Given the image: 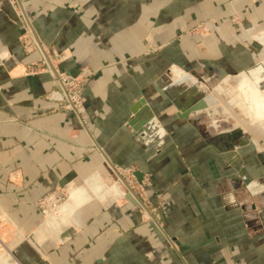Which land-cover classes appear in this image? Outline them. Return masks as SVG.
I'll list each match as a JSON object with an SVG mask.
<instances>
[{"label":"crops","instance_id":"0c3cea01","mask_svg":"<svg viewBox=\"0 0 264 264\" xmlns=\"http://www.w3.org/2000/svg\"><path fill=\"white\" fill-rule=\"evenodd\" d=\"M21 1L63 72L95 73L81 118L56 109L54 76L22 46L17 0H0V242L9 249L0 261L264 264V148L236 143L240 124H220L246 115L264 133V103L245 99L251 117L237 83L226 114L170 93L190 69L240 68L246 50L234 39L264 28V0ZM234 8L241 34L226 19ZM205 19L216 21L208 36L187 33ZM256 38L263 46L264 31ZM148 40L162 47L142 56ZM242 72L252 96L261 92V74L256 82ZM142 99L149 108L134 114ZM112 165L143 176L137 191L149 211L126 196ZM55 189L68 199L43 225L38 201Z\"/></svg>","mask_w":264,"mask_h":264},{"label":"rangeland","instance_id":"374dc122","mask_svg":"<svg viewBox=\"0 0 264 264\" xmlns=\"http://www.w3.org/2000/svg\"><path fill=\"white\" fill-rule=\"evenodd\" d=\"M226 19L233 26H236L235 28H237L239 30V34L243 33L242 31L244 30V28H242V27L245 26V23L243 20L242 12H240L239 10L234 8V10L226 17ZM25 21H27V19ZM215 22H216L215 20H209V19L197 21V22L193 23L188 28L187 33L190 34L191 36H196L198 38L203 39L204 36H208L211 33V26L210 25L215 23ZM26 25H27V27H26V30L24 31L23 36H22V41H23L24 35L27 34V32H28L29 25H28V23ZM261 27L262 26H257V27L251 26L248 29L246 28V31H244L245 35L235 37L234 40L236 42V45L240 44V45L244 46V48L246 50V52L243 53L244 55L241 56V54H240V56L242 57L240 68H230L227 70V73L224 75H221L219 70L212 69V67L201 66L195 70L190 69V70H188V73L186 75H184L183 79L176 82V84H174L172 86V88L170 89L171 95L172 96H183L182 100H184V99L187 100L188 99L187 96H197L198 98H205L206 100L205 101L203 100L202 103H206V101H207V103H213L216 105L219 104V108L222 111H224L226 114L225 110L229 109V107L231 108L229 98H230V95L233 94V89H234V91H236L235 86L237 83V86L240 88V91H242L244 93V91L246 90L245 91L246 96L244 95L245 96L244 102L246 99V100L251 101L250 105H255L258 101H262L264 103V95H262L264 93V69H262V68H264V45L261 46L262 43L260 44L256 38L257 35H261L262 32L264 31V28L263 27L261 28ZM237 35H238V33H237ZM161 47H162V44H157L153 40H148L145 43L144 51L140 55H142V56L155 55L160 51ZM49 58H50V56H49ZM50 59L52 61V58H50ZM52 63L54 66L53 73L50 71V69L47 68L46 64L43 62V59L39 60L36 64L37 71H43V69L46 68V69H44V71L52 74L56 80V87L52 91L53 93L51 92L50 94H48V96H55L53 98L58 103V105L55 107L56 109L62 110V111L73 112L79 118H81L83 110L81 113L77 114L75 111L69 109L70 107H68V109H66L67 108L66 102L58 99L59 97H57V96L60 95V94H58V91L60 89L57 86L58 74L63 73V76H67L70 78V80H72L73 83L69 85V90H68V93H70L71 95H73L75 92H77L79 90V88L82 89V93H83L82 96L84 98V102H83V109H84V106H85V103L87 100V97H86L87 84H88L91 76L95 73V71L90 70V69H81L78 73L72 74L70 72H68V73L63 72L56 65V63L54 61H52ZM57 70H58V72H57ZM262 70H263V72H262ZM241 71H245L252 80H254L256 78L255 74L257 72L261 74V75L259 74L261 76V82L257 84L259 89H261V92L259 90H256L259 92H256V95L252 96V93H254L253 89L255 90V88L252 89L250 86L245 85V84H247L246 74L244 72L241 73ZM254 71L256 72L255 74H253ZM168 72L170 73V71H168ZM240 73H241V75H240ZM238 76H239V79H238ZM257 80L258 79L256 78V82H257ZM258 93L262 96L258 95ZM179 100H181V99L179 98L178 101ZM181 103H185L187 106L189 105L188 100L185 102H181ZM242 103L243 102L241 100L239 102V105L242 106ZM244 104H246L244 109L246 110L247 114H249L251 117L255 116V117L259 118V116L252 115L250 113V110H248V106H249L248 103L245 102ZM234 108L238 109L237 107H234ZM232 116H233V118L228 117V116H226V117L223 116L220 124H222V125H227V124L238 125V124H240L239 128L237 129L238 134L236 133V136H235L236 143H237V141H239V142L243 141L244 143H248L249 141L255 140L256 143L260 142L264 148V133L262 132L260 134L258 132V130L255 131L254 124L249 119V117L246 115L245 116L242 115L243 117L240 116V118H238L237 116H234V115H232ZM231 140H233V139H231ZM259 155L261 157H263L264 153L260 152ZM111 167H112V170L114 171V174L117 177L118 182H119L120 180H119L117 173L115 171L116 167H113V165ZM132 177L134 179H136L133 174H132ZM120 183H121L122 187L127 190L126 185L122 181H120ZM138 187H137V189H138ZM50 195H52L51 197H53V198H51V200H48L46 202L45 201L46 198L49 197ZM55 195H57V198ZM53 199L54 200L58 199L59 203H62V202L66 203L68 196L66 195L65 191L55 189L54 191L47 193L45 196H43L42 198L39 199L38 206H39V209H40V211L44 217V220L42 222L43 225H45L46 222L54 214H56L60 210V208H59L50 217H49V215L47 216V214H45V212L43 211L44 206H46L47 204L49 205L53 201ZM60 207H62V206H60ZM0 252H2L4 254H7L9 252L8 247L5 244H3V241L0 242ZM0 255H2V254H0ZM7 258L13 259L11 255L7 256ZM14 262H16V261L13 259V264H14Z\"/></svg>","mask_w":264,"mask_h":264},{"label":"built area","instance_id":"2783aa9c","mask_svg":"<svg viewBox=\"0 0 264 264\" xmlns=\"http://www.w3.org/2000/svg\"><path fill=\"white\" fill-rule=\"evenodd\" d=\"M28 25H29V23H28ZM22 46L25 49V51H27V52H30V53L31 52H37L39 54V56L41 57V59H43V62L46 64L47 68L50 69V71L53 73L54 66H52L48 60H46L47 58H45V56L43 54V52H44L43 48L41 47L40 43L37 41L30 25L28 27L27 34L24 35V38L22 41ZM44 69H46V68H44ZM57 72H58V70H57ZM72 83L73 82H72V80H70L69 77L63 76V73H59L58 79H57V86L60 89L58 91V94H60V95L57 97H59L58 99L66 102V107H67V108L65 107L66 109H68V107H70L69 109H71V110L75 111L77 114H79L83 110V102H84V98L82 96L83 93H82L81 88H79V90L77 92H75L73 95L68 93L69 85ZM115 171L117 173L119 180L122 181L124 184L126 183L127 191L130 193L135 192L138 195V191L136 189L143 182L139 183L132 176H128V175L123 174L122 172L117 170V168L115 169ZM51 196L52 195L47 197L45 201L47 202L48 200H51V198H53ZM55 196L57 198V195H55ZM64 204H65L64 202L59 203L58 199H56V200L53 199V201L49 205L47 204L46 206H44L43 211L45 212V214H47V216L49 215V217H50L53 213H55L60 208V206H62Z\"/></svg>","mask_w":264,"mask_h":264},{"label":"water","instance_id":"95a60500","mask_svg":"<svg viewBox=\"0 0 264 264\" xmlns=\"http://www.w3.org/2000/svg\"><path fill=\"white\" fill-rule=\"evenodd\" d=\"M17 2H18V4H19V6H20V9H21L22 14H23L24 17L26 18V14H25V12H24V8H23V5H22V1H21V0H17ZM27 22L29 23V25H30V27H31V29H32V31H33V33H34L36 39L38 40V42L40 43L41 47L43 48V51H44V53H45V57H46L47 60L50 62V64L53 66V63H52L51 59L49 58V56H48L46 50L44 49V47H43V45H42V43H41V41H40V39H39V37H38V35H37L35 29L33 28V26L30 24V22H29L28 20H27ZM144 105H147V107L149 108L148 104H146V100H145V99H142L140 102H138V103L135 105V107L133 108L132 112H133L134 114H137L139 108H141V107L144 106ZM145 109H146V108H145ZM107 159H109V158L107 157ZM108 161L112 164V162H111L110 160H108ZM135 177H136V179H137V181H138L139 183H142V180H143V176H142V175L135 174ZM119 184H121L120 181H119ZM122 184H123V183H122ZM125 185H126V183H125ZM125 190H126V189H125ZM126 192H127V193H126V196H127L130 200H132V201H134V202H136V203L141 204L146 210H148L146 204L141 200V198H140L135 192H134V193H130V192H128L127 190H126ZM148 211H149V210H148ZM59 213H60V212H57L56 214H59ZM0 264H6V263H5L4 260L2 259V260L0 261Z\"/></svg>","mask_w":264,"mask_h":264},{"label":"bare ground","instance_id":"6f19581e","mask_svg":"<svg viewBox=\"0 0 264 264\" xmlns=\"http://www.w3.org/2000/svg\"><path fill=\"white\" fill-rule=\"evenodd\" d=\"M38 41V40H37ZM44 56H45V53L43 52ZM46 58V57H45ZM47 60V59H46ZM63 206V205H62ZM61 208V207H60ZM5 259V258H4Z\"/></svg>","mask_w":264,"mask_h":264}]
</instances>
